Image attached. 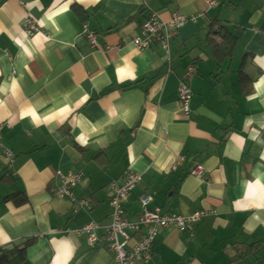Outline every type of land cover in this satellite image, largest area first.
<instances>
[{
    "label": "crops",
    "instance_id": "obj_1",
    "mask_svg": "<svg viewBox=\"0 0 264 264\" xmlns=\"http://www.w3.org/2000/svg\"><path fill=\"white\" fill-rule=\"evenodd\" d=\"M217 1L0 0V129L15 155L0 154V264H113L109 186L129 171L143 175L129 221L144 194L166 213L205 212L160 228L140 264H264V0ZM152 13L189 18L168 52L134 45ZM220 27L237 37L225 55ZM68 172L83 179L61 198ZM90 222L96 248L77 233Z\"/></svg>",
    "mask_w": 264,
    "mask_h": 264
},
{
    "label": "built area",
    "instance_id": "obj_2",
    "mask_svg": "<svg viewBox=\"0 0 264 264\" xmlns=\"http://www.w3.org/2000/svg\"><path fill=\"white\" fill-rule=\"evenodd\" d=\"M210 7L218 5L217 0H206ZM189 18L180 13H175L168 21L160 19L157 13H152L150 18L143 24L142 36L134 39L137 49H147L153 39L159 40L163 48L168 52L170 47V37L175 35L183 27ZM24 31L26 35H33L38 30V26L31 20H26ZM88 38L93 45L96 44L93 33H88ZM192 70L186 75V79L181 82L179 99L186 112L192 92L189 86V78ZM0 154L9 163L15 158L14 153L6 148L2 142V132L0 129ZM204 171L203 165L198 164L192 174L200 176ZM63 184L57 189L56 194L61 197H72V190L82 181L83 173L68 172L61 173ZM143 181V175L133 171L126 173L124 185L119 187L111 184L109 189L112 192L111 198V218L112 222L104 228V240L114 256L113 264H140L148 262L154 254V244L160 228L175 227L179 230H186L193 223H198L205 216V212L199 211L192 215H182L179 213H166L158 206H152L153 198L144 194L140 196L142 214L138 221L132 222L125 218L124 202L128 199L131 192ZM82 205H89L88 201H82ZM99 224L90 222L77 231L79 235L87 236V244L90 248H96L102 238L96 233Z\"/></svg>",
    "mask_w": 264,
    "mask_h": 264
},
{
    "label": "trees",
    "instance_id": "obj_3",
    "mask_svg": "<svg viewBox=\"0 0 264 264\" xmlns=\"http://www.w3.org/2000/svg\"><path fill=\"white\" fill-rule=\"evenodd\" d=\"M216 34L219 35L222 42L221 44L217 43L215 39L212 38V42H215L213 44V47L216 50V54L220 53V55L228 54V52L232 51L234 49V45L236 43V35L233 34L231 31H229L226 27H220ZM155 246V244H154Z\"/></svg>",
    "mask_w": 264,
    "mask_h": 264
}]
</instances>
